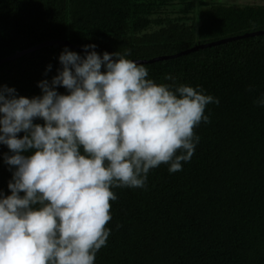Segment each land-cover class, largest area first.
Wrapping results in <instances>:
<instances>
[{"label": "trees", "instance_id": "1", "mask_svg": "<svg viewBox=\"0 0 264 264\" xmlns=\"http://www.w3.org/2000/svg\"><path fill=\"white\" fill-rule=\"evenodd\" d=\"M197 2L0 0V57L44 39L72 44L44 43L1 60L0 86L18 96L41 95L38 82L57 74L65 48L83 57L94 44L89 50L99 55H166L134 62L157 84L191 86L219 100L205 108L209 122L194 128L199 142L182 170L161 164L144 187L112 188L110 235L94 264H264V106L253 103L264 96V31L176 53L264 29V4ZM5 154L0 143V194L8 195Z\"/></svg>", "mask_w": 264, "mask_h": 264}, {"label": "clouds", "instance_id": "2", "mask_svg": "<svg viewBox=\"0 0 264 264\" xmlns=\"http://www.w3.org/2000/svg\"><path fill=\"white\" fill-rule=\"evenodd\" d=\"M95 47L83 57L65 48L39 96L0 86V143L12 170L10 194H0V264H94L110 235L112 188L144 187L161 164L182 170L199 142L194 128L209 122L206 106L219 103L202 89L147 79L130 49ZM253 103L264 106V96Z\"/></svg>", "mask_w": 264, "mask_h": 264}, {"label": "water", "instance_id": "3", "mask_svg": "<svg viewBox=\"0 0 264 264\" xmlns=\"http://www.w3.org/2000/svg\"><path fill=\"white\" fill-rule=\"evenodd\" d=\"M261 31H264V29H255V30H251V31H248V32H243L241 34L227 35L225 37H219V38H216V39H213V40H209V41H205V42L194 43L193 45H191V46H189L187 48H183V49H180V50L176 51V53H182V52H185L187 50H190V49H193V48H196V47H201V46H204V45L209 44V43H215V42L223 41V40H226V39H229V38H234L236 36H241V35H245V34H248V33H250V34L251 33H257V32H261ZM50 42H56V43H63V44H66V45H72L66 39H55V38L44 39V40H41L39 42L33 43V44H31V45H29V46H27L25 48H22V49H19V50H14L12 53H10V54H8L6 56L0 57V61L5 59V58H9V57H11L13 55H16L17 53L22 52L24 50H28V49H31L33 47H37V46H39L41 44L50 43ZM78 47H80V46H78ZM163 56H166V55H157V56H153V57L147 58V59H139V58H128V59H130L132 61H146V60H149V59L158 58V57L160 58V57H163Z\"/></svg>", "mask_w": 264, "mask_h": 264}, {"label": "rangeland", "instance_id": "4", "mask_svg": "<svg viewBox=\"0 0 264 264\" xmlns=\"http://www.w3.org/2000/svg\"><path fill=\"white\" fill-rule=\"evenodd\" d=\"M198 0H193V3L195 4V2H197ZM203 2H211V1H218V2H222V3H229V4H234V5H241L243 3H259V4H264V0H201ZM201 3L197 2V4H195V8L197 7V5H199Z\"/></svg>", "mask_w": 264, "mask_h": 264}]
</instances>
